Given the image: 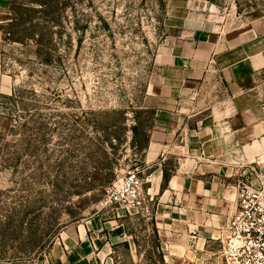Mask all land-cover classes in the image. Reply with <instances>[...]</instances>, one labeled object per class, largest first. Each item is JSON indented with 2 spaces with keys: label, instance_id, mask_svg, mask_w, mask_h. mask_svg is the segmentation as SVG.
<instances>
[{
  "label": "rangeland",
  "instance_id": "1",
  "mask_svg": "<svg viewBox=\"0 0 264 264\" xmlns=\"http://www.w3.org/2000/svg\"><path fill=\"white\" fill-rule=\"evenodd\" d=\"M235 1L215 12L221 31L264 32V0ZM183 5L194 10L196 0H14L0 46V264H53L57 246L95 218L107 237L94 264H226L221 241L190 258L156 219L178 201L152 190V173L163 163L171 174L188 153L148 161L155 114L143 101L162 72L159 47L181 33L169 12ZM220 80L216 71L200 79L196 107L240 124L219 103ZM248 167L264 172V163ZM133 169L142 203L110 204L109 187Z\"/></svg>",
  "mask_w": 264,
  "mask_h": 264
},
{
  "label": "crops",
  "instance_id": "2",
  "mask_svg": "<svg viewBox=\"0 0 264 264\" xmlns=\"http://www.w3.org/2000/svg\"><path fill=\"white\" fill-rule=\"evenodd\" d=\"M223 1L196 0L194 10L183 5L169 12L168 23L181 33L159 47L156 60L162 72L143 101L155 114L148 161L162 155L165 162L168 155L188 153L179 158L164 189L163 163H157L150 181L156 194L178 201L173 207H158L156 219L169 243L174 248L176 242L183 243L190 258L200 257L210 242H220V230L236 211L238 174L264 163V32L243 24L222 32L213 17ZM13 2L0 0V46ZM2 66L0 53V92H5ZM211 71L219 74L217 85L226 96L219 103L231 108L226 117L236 115L240 124L232 118L223 124L215 106L197 109L204 98L192 94ZM191 120L196 122L193 130L188 128ZM105 223L95 218L79 227L57 246L53 264H94V256L105 247Z\"/></svg>",
  "mask_w": 264,
  "mask_h": 264
},
{
  "label": "built area",
  "instance_id": "3",
  "mask_svg": "<svg viewBox=\"0 0 264 264\" xmlns=\"http://www.w3.org/2000/svg\"><path fill=\"white\" fill-rule=\"evenodd\" d=\"M237 207L220 230L226 264H264V172L251 168L238 174ZM144 178L129 170L108 189V201L117 206L141 204Z\"/></svg>",
  "mask_w": 264,
  "mask_h": 264
},
{
  "label": "trees",
  "instance_id": "4",
  "mask_svg": "<svg viewBox=\"0 0 264 264\" xmlns=\"http://www.w3.org/2000/svg\"><path fill=\"white\" fill-rule=\"evenodd\" d=\"M169 176H170V174H168L167 171L165 170V173H164V183H163V185H165L168 182Z\"/></svg>",
  "mask_w": 264,
  "mask_h": 264
}]
</instances>
